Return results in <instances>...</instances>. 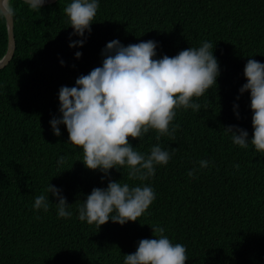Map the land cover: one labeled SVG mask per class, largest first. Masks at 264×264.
Returning <instances> with one entry per match:
<instances>
[{
  "label": "trees",
  "instance_id": "trees-1",
  "mask_svg": "<svg viewBox=\"0 0 264 264\" xmlns=\"http://www.w3.org/2000/svg\"><path fill=\"white\" fill-rule=\"evenodd\" d=\"M13 2L15 49L0 68V264H123L140 239L154 238L155 225L187 246L185 264H264V153L234 144L225 130L237 125L252 136L250 93L239 89L247 60L264 62V0H100L86 42L75 47L70 39L81 37H69L73 28L64 11L71 0L40 10ZM115 38L124 45L158 41V58L207 40L219 61L217 86L194 98L200 111L177 109L173 136L157 141L150 129L141 139L129 137L142 153L156 143L173 153L146 181L129 177L127 166L101 179L104 173L85 166L83 149L69 141L66 126L58 125L57 136L50 124L61 115L59 88L101 66L102 49ZM7 43L0 20V58ZM201 159L209 166L200 168ZM109 180L150 184L156 199L123 225L81 221L78 206ZM48 183L62 189L71 217L57 215L51 193L47 212L33 208Z\"/></svg>",
  "mask_w": 264,
  "mask_h": 264
},
{
  "label": "clouds",
  "instance_id": "clouds-1",
  "mask_svg": "<svg viewBox=\"0 0 264 264\" xmlns=\"http://www.w3.org/2000/svg\"><path fill=\"white\" fill-rule=\"evenodd\" d=\"M25 3L33 10H40L45 0H25ZM99 7L100 0H71L67 4L64 11L73 28L69 37H81L70 39V47L86 42L85 34H90ZM15 17L13 0H0V20L14 23ZM157 45L158 41L153 39L128 45L118 38L112 39L102 49L101 66L79 75L73 86L59 88L61 115L50 120L52 130L55 135H61L58 125L63 123L69 141L83 149L85 166L104 173L101 179L110 175V169L119 170L123 166L128 167L129 177L141 181L155 175L156 166L167 165L173 153L160 143L152 145L149 153H142L129 137L141 139L150 129L157 131V141L162 136H173L179 127L172 123L177 109L200 111L201 104L194 98L217 86L220 66L211 41L159 58ZM74 55L79 58L82 52L76 51ZM243 74L247 79L239 92L250 93L252 136L249 139V132L237 125H229L225 130L234 144L242 148L251 144L256 151L264 153V62L248 59ZM64 160L61 155L58 163ZM209 164L207 159L199 161L200 168ZM196 172V168L190 169L188 175L194 177ZM49 193L57 197V215L71 217L73 213L62 189L51 183L35 197L33 208L47 212L53 203ZM156 195L154 187L147 183L129 185L109 180L106 187H94L87 194L78 206V216L98 228L109 220L123 225L145 214ZM151 227L154 238L140 239L136 250L124 256L123 264H185L189 258L187 246L174 243L165 234L164 226Z\"/></svg>",
  "mask_w": 264,
  "mask_h": 264
},
{
  "label": "water",
  "instance_id": "water-1",
  "mask_svg": "<svg viewBox=\"0 0 264 264\" xmlns=\"http://www.w3.org/2000/svg\"><path fill=\"white\" fill-rule=\"evenodd\" d=\"M25 1V0H24ZM55 0H45V4L54 2ZM6 27H7V37H8V43H7V49L5 54L0 58V68L3 67L8 63V61L12 58L14 49H15V38L13 33V23H11V20L9 22L6 21Z\"/></svg>",
  "mask_w": 264,
  "mask_h": 264
}]
</instances>
